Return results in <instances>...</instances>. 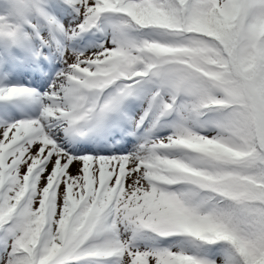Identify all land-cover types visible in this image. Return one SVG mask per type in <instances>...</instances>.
I'll return each instance as SVG.
<instances>
[{
    "label": "snow or ice",
    "instance_id": "6c2138e0",
    "mask_svg": "<svg viewBox=\"0 0 264 264\" xmlns=\"http://www.w3.org/2000/svg\"><path fill=\"white\" fill-rule=\"evenodd\" d=\"M0 264H264V0H0Z\"/></svg>",
    "mask_w": 264,
    "mask_h": 264
}]
</instances>
